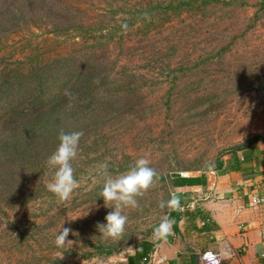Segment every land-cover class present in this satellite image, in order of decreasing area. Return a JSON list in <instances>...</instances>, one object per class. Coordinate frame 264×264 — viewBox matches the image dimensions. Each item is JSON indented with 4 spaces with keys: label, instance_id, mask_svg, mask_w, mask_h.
Masks as SVG:
<instances>
[{
    "label": "rangeland",
    "instance_id": "rangeland-1",
    "mask_svg": "<svg viewBox=\"0 0 264 264\" xmlns=\"http://www.w3.org/2000/svg\"><path fill=\"white\" fill-rule=\"evenodd\" d=\"M220 1L204 14L183 15L146 38L128 35L123 49L112 50L137 71L147 105L139 113L143 121L136 117L122 123L114 143L101 147L100 165L107 163L115 178L118 163L124 169L145 158L157 174L153 185L136 197L137 207L122 210L128 217L123 235L114 240L96 229L113 204L104 206L100 193L107 177L90 162L69 198L71 210L31 206L10 216L0 228V244L6 242L0 264H95L106 256L85 257L98 244L116 246L126 255L139 240L157 244L154 229L169 219L170 208L160 207L173 194L169 177L215 167L218 158L259 135L264 129V0ZM75 44L72 38L30 29L12 37L1 55L46 61L67 54ZM95 186L99 189L89 195ZM62 226L75 233L67 238L71 242L57 247ZM16 230L20 240L8 243Z\"/></svg>",
    "mask_w": 264,
    "mask_h": 264
},
{
    "label": "trees",
    "instance_id": "trees-1",
    "mask_svg": "<svg viewBox=\"0 0 264 264\" xmlns=\"http://www.w3.org/2000/svg\"><path fill=\"white\" fill-rule=\"evenodd\" d=\"M220 4V0H0V228L12 214L31 206L72 209V201H61L47 189L55 175L47 160L58 147L61 132L83 134L71 162L78 181L90 162L102 174L100 149L114 143L119 125L136 117L143 121L139 113L146 109V88L136 81L137 71L129 70L113 48L123 49L128 35L146 38L183 15L204 14ZM30 29L72 38L75 47L46 61L1 55L12 37ZM66 90L72 96H66ZM256 140L257 136L230 153ZM134 165L118 166V175ZM222 165L218 158L215 167L202 171L219 170ZM174 176L169 177L172 189ZM98 189L93 187L89 195ZM186 206L180 200L178 208L169 210L175 234L182 218L194 214L183 212ZM20 235L16 230L7 242H18ZM155 245L147 239L137 241L132 254L126 255L128 264H150ZM5 246L1 243L0 249ZM97 247L85 258L107 259L123 251L113 245Z\"/></svg>",
    "mask_w": 264,
    "mask_h": 264
},
{
    "label": "crops",
    "instance_id": "crops-1",
    "mask_svg": "<svg viewBox=\"0 0 264 264\" xmlns=\"http://www.w3.org/2000/svg\"><path fill=\"white\" fill-rule=\"evenodd\" d=\"M244 149L222 158L219 170L175 175L173 191L187 204L178 233L155 245L150 264H194L204 252L220 264H264V129ZM132 254L128 252V255ZM94 264V262L90 263ZM95 264H128L126 254Z\"/></svg>",
    "mask_w": 264,
    "mask_h": 264
},
{
    "label": "clouds",
    "instance_id": "clouds-1",
    "mask_svg": "<svg viewBox=\"0 0 264 264\" xmlns=\"http://www.w3.org/2000/svg\"><path fill=\"white\" fill-rule=\"evenodd\" d=\"M124 27H127V25H124ZM65 95L72 96V93L66 90ZM82 135L81 132H61L59 145L47 160L49 168L55 170L54 179L47 185V189L61 201H67L78 184L71 162L77 157ZM107 169V163L101 165V172L107 179L101 190L100 198H103L106 208H109L106 206L109 203H112L113 207L105 216V222L98 223L96 229L104 237L116 240L123 235L128 221V217L122 214V210L137 207L136 197L153 185L157 174L149 166V160L145 158L138 159L127 173L118 175L115 178L109 175ZM179 206L180 198L178 195H172L168 201L160 205L161 208H178ZM172 227L173 222L165 217L154 229L153 234L157 239L166 238L172 231ZM70 233L74 234L75 232L70 227L62 226V229L56 235V246L63 247L71 242L67 239Z\"/></svg>",
    "mask_w": 264,
    "mask_h": 264
},
{
    "label": "built area",
    "instance_id": "built-area-1",
    "mask_svg": "<svg viewBox=\"0 0 264 264\" xmlns=\"http://www.w3.org/2000/svg\"><path fill=\"white\" fill-rule=\"evenodd\" d=\"M264 200L259 198H253L252 204L253 205H259L262 204ZM196 264H220L219 258L217 255H215L212 252H204L200 258L199 261Z\"/></svg>",
    "mask_w": 264,
    "mask_h": 264
}]
</instances>
